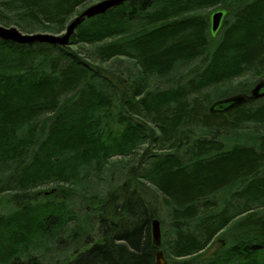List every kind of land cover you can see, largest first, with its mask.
Wrapping results in <instances>:
<instances>
[{
	"label": "trees",
	"instance_id": "obj_1",
	"mask_svg": "<svg viewBox=\"0 0 264 264\" xmlns=\"http://www.w3.org/2000/svg\"><path fill=\"white\" fill-rule=\"evenodd\" d=\"M88 1L0 0V25L61 34ZM247 74L264 0H129L65 47L0 38V264L66 242L52 264H264V97L211 111L207 93Z\"/></svg>",
	"mask_w": 264,
	"mask_h": 264
},
{
	"label": "water",
	"instance_id": "obj_2",
	"mask_svg": "<svg viewBox=\"0 0 264 264\" xmlns=\"http://www.w3.org/2000/svg\"><path fill=\"white\" fill-rule=\"evenodd\" d=\"M129 0H105L97 5H94L84 11L75 20H73L66 28L65 32L62 34H50V33H37V34H23L17 28H6L0 25V38L4 40H10L19 44H33L36 42L48 43L51 45H59L62 47L68 46L70 43V38L74 34L76 28L86 19L95 17L97 15H102ZM225 13L221 10L216 11L211 17V30L216 33L222 26ZM264 97V82L256 85V87L251 91V95L239 94L227 99L217 101L211 106V111L215 109L219 110H229L238 107L244 103L251 100L260 99ZM152 234L153 240L156 246L161 245L162 230L161 223L158 219H155L152 223ZM157 264H170L164 257L163 251H159L156 255Z\"/></svg>",
	"mask_w": 264,
	"mask_h": 264
},
{
	"label": "rangeland",
	"instance_id": "obj_3",
	"mask_svg": "<svg viewBox=\"0 0 264 264\" xmlns=\"http://www.w3.org/2000/svg\"><path fill=\"white\" fill-rule=\"evenodd\" d=\"M103 1H105V0H90V1L86 2L85 4H83L82 6H80L76 10V12L69 18L67 25H66V28L73 20H75L79 15H81L88 8H90L94 5H97ZM219 10H221V9L220 8H211L208 10L201 11L200 14L207 13L208 15H210V18H211L212 15L216 11H219ZM64 32H62V33H64ZM50 34H54V33H50ZM57 35H59V34H57ZM111 63L112 62L107 63L106 66L110 65ZM261 82H264V77H257V76H253L252 74H247V75L243 76L242 78H238V79L232 81L231 83H226L225 85L215 87L214 89L212 88V89L207 91L208 95H210V97H211L210 99H212V102H211L212 104L210 106H213V104L216 103L217 101L227 99V98L239 95V94L251 95V91L256 87L257 84H259ZM238 86L245 87V89L249 90V91L240 92V93L233 91V90H235V87H238ZM225 92H226V94H224ZM222 94L224 97L218 96V95H222ZM114 161L118 162L120 160L115 159ZM7 171H8L7 167H0V175L3 174L4 172H7ZM53 187H55L54 184L49 185V186L40 187L37 191L45 192V191L50 190ZM7 202H8V198L6 196L3 197L1 202H0V217L5 216L10 211L9 209L6 208ZM223 239L221 238L219 240H216V242H214L207 250H205L200 255V260L207 261L210 257H212L214 254H216L219 251V249L222 247V245L224 244ZM47 245L49 246V250L46 249L44 246H39L40 250L36 249V250L32 251L33 254H36L37 252L42 251L41 252V258L42 259H40V260L43 261V264H52L53 259L54 260L56 259V262H59L60 259H62L65 255H67L70 252L69 248L72 246L70 244V242H66L65 246H62V248H59L60 246H53L54 243H48ZM168 261H169V263L174 264L173 261H171V260H168Z\"/></svg>",
	"mask_w": 264,
	"mask_h": 264
},
{
	"label": "bare ground",
	"instance_id": "obj_4",
	"mask_svg": "<svg viewBox=\"0 0 264 264\" xmlns=\"http://www.w3.org/2000/svg\"><path fill=\"white\" fill-rule=\"evenodd\" d=\"M166 259V258H165ZM167 260V259H166ZM167 262L169 263V261L167 260ZM171 264V263H170Z\"/></svg>",
	"mask_w": 264,
	"mask_h": 264
}]
</instances>
